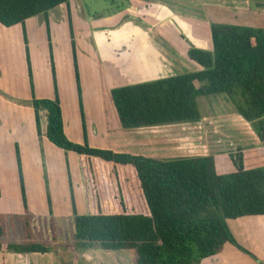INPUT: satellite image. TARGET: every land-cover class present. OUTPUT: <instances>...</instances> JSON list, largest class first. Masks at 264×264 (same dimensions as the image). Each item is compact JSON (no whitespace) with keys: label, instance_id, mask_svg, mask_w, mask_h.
Masks as SVG:
<instances>
[{"label":"trees","instance_id":"16d2710c","mask_svg":"<svg viewBox=\"0 0 264 264\" xmlns=\"http://www.w3.org/2000/svg\"><path fill=\"white\" fill-rule=\"evenodd\" d=\"M70 1L0 0V24L6 28L22 25L32 91L25 23L43 15L50 42L49 13L61 5L69 6ZM69 20L81 99L70 16ZM211 37L212 51L194 47L188 51V57L202 67L197 72L111 88L99 63L105 129L112 132L199 122L202 114L197 100L224 95L264 147V30L215 23L211 25ZM51 61L53 68L52 54ZM53 74L55 99L33 95L31 101L22 104L34 110L40 141L46 138L65 153L78 156L86 214L78 215L72 193L73 216L66 221L72 230V245L0 243V252L24 254L26 264H31V254L48 253L52 246L75 251H130L135 254V264H200L220 253L224 245L232 244L259 262L238 244L227 222L264 217V166L248 168L242 148L209 156L157 160L92 148L86 134L83 144L74 143L64 132L54 68ZM83 126L85 130L84 118ZM15 150L22 205L28 211L17 144ZM5 236L0 225V239ZM55 240L57 243V237ZM1 264H5L4 257Z\"/></svg>","mask_w":264,"mask_h":264},{"label":"crops","instance_id":"0c3cea01","mask_svg":"<svg viewBox=\"0 0 264 264\" xmlns=\"http://www.w3.org/2000/svg\"><path fill=\"white\" fill-rule=\"evenodd\" d=\"M125 4L124 10L91 21L80 17L78 0H71L69 6H59L49 13L50 42L43 15L25 23L34 89H31L29 72L20 88L0 89V139H8L5 146L15 147L17 144L19 147L28 203L26 212L33 219L49 218L52 225H66L67 219L73 216L72 193L78 215L86 214L78 156L72 152L65 153L46 138L40 141L34 110L28 104H22L31 101L33 95L37 99L56 98L53 68L67 138L83 144L86 134L92 148L132 154L115 148L117 145L112 143L118 137L115 135L124 132L134 134L144 129L112 132L105 129L99 63L111 88L149 82L201 71L202 67L188 57V51L191 47L213 50L212 24L264 30V0H125ZM69 16L74 32L81 99ZM0 26L5 31L12 30L14 39L26 46L22 25ZM36 46L39 52H36ZM35 60L43 65L35 66ZM9 124L10 129H7ZM254 136L258 147L255 153L250 154L247 145L242 148L245 164L250 169L264 166V147L255 133ZM144 140L157 143L159 147L164 143L160 138ZM247 155L251 156V161ZM140 156L162 160L156 153ZM1 213L7 214L8 210ZM229 221L230 226L235 225V232L233 229L232 232L238 244L264 264V217ZM57 239L61 242L60 238ZM226 247L227 244L220 253L200 264H260L236 247ZM51 251L31 254V264H135V256L130 251H75L65 248ZM2 257L6 258L5 264H26L24 254L4 256L0 252V264Z\"/></svg>","mask_w":264,"mask_h":264},{"label":"rangeland","instance_id":"374dc122","mask_svg":"<svg viewBox=\"0 0 264 264\" xmlns=\"http://www.w3.org/2000/svg\"><path fill=\"white\" fill-rule=\"evenodd\" d=\"M78 4L81 13L80 17L89 21L101 16H107L112 12L122 11L126 6L125 0H78ZM37 48L38 46L35 49ZM28 49H30L29 46ZM36 52H39V48ZM25 56L26 46L20 45L14 39V32L12 30L5 31L0 26L1 90L15 87L20 88V85L24 83L23 81L29 72ZM29 58L31 60L30 50ZM35 62V66L43 65L42 62L38 63L36 60ZM0 93L2 92L0 91ZM197 103L202 114V119L199 122L173 126L164 125L166 127L162 126L163 128H159L160 126H158V129L140 128L144 130L134 134L124 132V134L115 135L118 137H115L117 139L113 140L112 143L117 145L115 148H120L122 151H128L134 155H153L156 153L162 160L198 157L203 154H207L208 156L215 155L234 151L237 148H244L246 145L247 150L251 152L250 154L255 153V149L258 147L255 146L256 139L251 125L246 124L236 113L234 107L224 95L202 97L197 100ZM7 129H10V124ZM140 129H124L122 131ZM5 131L7 132V130ZM146 138H160L161 141L164 140V143L159 147L157 143L146 142L144 140ZM0 140V143H3V146H0V225L3 226L6 232V236L0 239V243L50 245L64 243L72 245L74 238L70 226L52 225L49 218L33 219L29 216L28 212L24 211L15 147L14 145L5 146L8 140L6 138ZM192 147L195 148L191 149ZM191 150L196 151L192 152ZM247 157L251 161V156L247 155ZM2 209H7L8 213H1V211L4 212ZM227 223L232 232V229L235 227L234 223L231 226L229 224L231 223L230 221ZM28 226L30 233L27 232ZM54 234L55 237L61 239V242L57 241L56 243V240L54 241L52 238ZM227 247L235 248L232 244H227ZM59 248V246H52L51 252H56L53 250ZM9 253L13 252L2 254L6 256ZM133 255L135 254L133 253Z\"/></svg>","mask_w":264,"mask_h":264}]
</instances>
